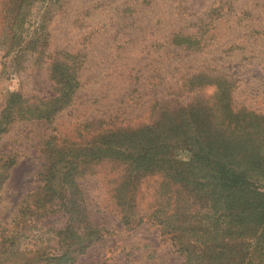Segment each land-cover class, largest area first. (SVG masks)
I'll list each match as a JSON object with an SVG mask.
<instances>
[{
  "label": "rangeland",
  "instance_id": "obj_1",
  "mask_svg": "<svg viewBox=\"0 0 264 264\" xmlns=\"http://www.w3.org/2000/svg\"><path fill=\"white\" fill-rule=\"evenodd\" d=\"M60 62L78 69L80 85L57 109ZM226 89L232 106L264 115V0H0V264L58 255L67 217L42 188L44 165L56 168L61 152L102 129L152 124L188 105L212 119ZM161 180L131 186L115 161L81 163L75 181L102 235L88 237L74 264H186L158 226L119 219L126 189L149 212Z\"/></svg>",
  "mask_w": 264,
  "mask_h": 264
},
{
  "label": "trees",
  "instance_id": "obj_2",
  "mask_svg": "<svg viewBox=\"0 0 264 264\" xmlns=\"http://www.w3.org/2000/svg\"><path fill=\"white\" fill-rule=\"evenodd\" d=\"M53 72L59 109L79 88L78 69L60 62ZM230 97L226 89L229 102L212 119L204 108L188 105L152 124L102 129L94 143L60 151L56 168L43 166L42 188L52 192L67 222L56 232L58 255L42 250L34 256L45 253L44 264H74L90 245L88 237L95 236L93 243L100 238L75 177L81 163L112 160L123 166L131 186L143 177H162L149 212L125 190L127 196L117 202L125 228L158 226L186 264H264V115L232 106ZM174 148L186 150L187 160L175 159Z\"/></svg>",
  "mask_w": 264,
  "mask_h": 264
}]
</instances>
